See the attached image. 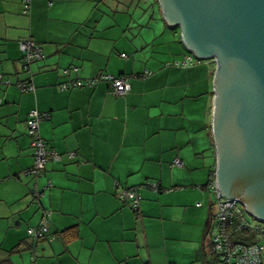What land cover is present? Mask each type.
<instances>
[{
    "label": "crops",
    "instance_id": "crops-1",
    "mask_svg": "<svg viewBox=\"0 0 264 264\" xmlns=\"http://www.w3.org/2000/svg\"><path fill=\"white\" fill-rule=\"evenodd\" d=\"M25 39L45 55L31 73L21 69ZM178 43L158 0H31L27 12L25 0H0V264L211 260L216 65H176L188 54ZM100 74L127 76L128 94L108 82L60 88ZM27 79L34 92L18 87ZM32 110L61 154L37 179L26 174ZM150 182L159 188L141 190L138 213L121 200L124 189ZM45 210L50 231L37 240L28 230Z\"/></svg>",
    "mask_w": 264,
    "mask_h": 264
},
{
    "label": "water",
    "instance_id": "water-1",
    "mask_svg": "<svg viewBox=\"0 0 264 264\" xmlns=\"http://www.w3.org/2000/svg\"><path fill=\"white\" fill-rule=\"evenodd\" d=\"M199 62L216 65L212 136L219 190L264 223V0H158ZM40 202L44 190H31Z\"/></svg>",
    "mask_w": 264,
    "mask_h": 264
},
{
    "label": "built area",
    "instance_id": "built-area-1",
    "mask_svg": "<svg viewBox=\"0 0 264 264\" xmlns=\"http://www.w3.org/2000/svg\"><path fill=\"white\" fill-rule=\"evenodd\" d=\"M30 1L25 0V12L30 9ZM20 49L23 52L21 69L24 73H31V66L35 61L44 58L43 47L32 39L20 41ZM127 57L126 54H122ZM199 62L193 55L186 54L183 62L176 65L190 67ZM78 71V68H73ZM216 70V68H215ZM215 72V71H214ZM149 71H146V77ZM1 77V76H0ZM100 82H108L112 91L118 96H125L129 92L128 77L125 75L114 76L110 74H100L91 79H77L75 81L61 84V89H69L72 86H95ZM6 84L10 81L6 80ZM18 87L23 92H34L35 86L30 79L20 81ZM44 115L37 110H32L27 119L28 134L31 137V144L34 151V165L27 171V175L39 178L43 175L46 165L50 159L59 160L61 154L55 149L47 146L40 131V122ZM173 165L182 167L183 161L176 158ZM213 191L215 202L213 203V213L209 227L211 260L209 264H264V245L260 239L264 238V223H260L251 217L244 205L237 199L225 198L219 190L216 171L211 174L206 185ZM52 187L49 181L46 188ZM150 187L158 189L159 184L150 182L146 185L124 189L120 193L121 200L128 204L135 212L140 211L141 190ZM51 211L45 210L40 224L29 228L28 234L37 239L45 238L49 233Z\"/></svg>",
    "mask_w": 264,
    "mask_h": 264
},
{
    "label": "rangeland",
    "instance_id": "rangeland-1",
    "mask_svg": "<svg viewBox=\"0 0 264 264\" xmlns=\"http://www.w3.org/2000/svg\"><path fill=\"white\" fill-rule=\"evenodd\" d=\"M175 30L177 32V40L179 42L178 44L181 46V48H183L184 50H186V52H188L187 48L185 47L184 43L181 40L180 30L179 29H175ZM213 202H215L214 195H213ZM260 242L264 245V238L260 239ZM169 264H174V263H169Z\"/></svg>",
    "mask_w": 264,
    "mask_h": 264
},
{
    "label": "trees",
    "instance_id": "trees-1",
    "mask_svg": "<svg viewBox=\"0 0 264 264\" xmlns=\"http://www.w3.org/2000/svg\"><path fill=\"white\" fill-rule=\"evenodd\" d=\"M215 172V171H214ZM213 173V172H212ZM207 264H209V262H207Z\"/></svg>",
    "mask_w": 264,
    "mask_h": 264
}]
</instances>
